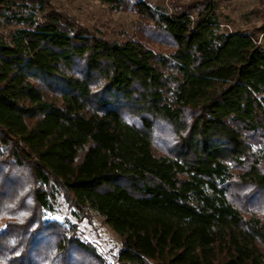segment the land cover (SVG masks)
<instances>
[{"label": "trees", "instance_id": "1", "mask_svg": "<svg viewBox=\"0 0 264 264\" xmlns=\"http://www.w3.org/2000/svg\"><path fill=\"white\" fill-rule=\"evenodd\" d=\"M171 5L133 7L162 53L0 0V264H264V211L240 202L264 200V47L216 0Z\"/></svg>", "mask_w": 264, "mask_h": 264}, {"label": "rangeland", "instance_id": "2", "mask_svg": "<svg viewBox=\"0 0 264 264\" xmlns=\"http://www.w3.org/2000/svg\"><path fill=\"white\" fill-rule=\"evenodd\" d=\"M132 7L130 10L116 8L103 0H51L57 10L66 12L90 31L116 42H124L143 36L142 20L134 5L140 2L149 3L154 8H165L173 11L172 3L188 4L191 0H122ZM219 5L218 15L221 20V30L225 32L240 31L253 34L258 38V44L264 47V0H216ZM142 28V29H141ZM3 29V27H2ZM148 32V31H147ZM149 48L159 52H170V45L155 39L145 38ZM162 153L160 149L155 148ZM248 194V193H247ZM249 193L248 195H250ZM248 209L264 211V200L256 198L248 202L245 196L240 200ZM62 213H67L68 206L62 204ZM62 219L61 216H50ZM79 224V236L93 244L99 252L109 258L116 249L121 247L119 237L113 233L103 217L95 212H89Z\"/></svg>", "mask_w": 264, "mask_h": 264}]
</instances>
